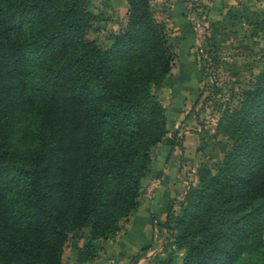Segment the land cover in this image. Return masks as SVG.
I'll list each match as a JSON object with an SVG mask.
<instances>
[{"label": "trees", "instance_id": "trees-1", "mask_svg": "<svg viewBox=\"0 0 264 264\" xmlns=\"http://www.w3.org/2000/svg\"><path fill=\"white\" fill-rule=\"evenodd\" d=\"M124 2L100 46L88 37L87 0H0V264H61L66 242L73 264L90 260L138 206L165 134L153 90L175 53L150 0ZM220 40L205 36L207 56ZM215 132L228 150L168 202L159 226L170 250L147 264H235L264 252V61Z\"/></svg>", "mask_w": 264, "mask_h": 264}, {"label": "rangeland", "instance_id": "rangeland-1", "mask_svg": "<svg viewBox=\"0 0 264 264\" xmlns=\"http://www.w3.org/2000/svg\"><path fill=\"white\" fill-rule=\"evenodd\" d=\"M192 3L190 0V6ZM87 7L96 15L93 24L95 28L88 33V37L100 46H107V35L116 31L124 19V0H87ZM192 10L193 17L201 22L204 28L202 33H197L187 13L192 33L190 48L200 75L195 77L191 71L187 72L186 68V74H179L176 70L177 61L173 59L165 81L158 89L153 90L164 108L165 134L151 149V168L141 180L138 204L141 195L149 197L158 187L163 170L168 166L176 182L179 198L188 184H196L200 165H206L211 170L217 167L222 155L230 146V141L225 136L215 132L220 111L223 107L235 103L239 90L248 86L264 61V14L254 15L249 21L241 20L238 11L233 9L232 12L239 17L232 19L227 14L230 20L225 21L208 17L205 8ZM171 33L167 29L168 42L174 51L175 37ZM211 33L215 38L222 40L216 44L213 53L207 56L205 36ZM201 67L204 71H201ZM152 178H156L158 184L149 189ZM169 201H163L162 221ZM172 211L177 214L179 207L174 204ZM128 216L119 221L117 232L123 227ZM106 240L98 241L100 249L95 257L80 264H109L110 256L105 251ZM170 247V238L165 239V234L159 226L153 224L148 246L129 257L134 259V264H147L155 257L165 256ZM172 253L175 260L180 261L182 251L173 250ZM60 262L73 264L68 242L63 247ZM235 264H264V252L243 255Z\"/></svg>", "mask_w": 264, "mask_h": 264}, {"label": "crops", "instance_id": "crops-1", "mask_svg": "<svg viewBox=\"0 0 264 264\" xmlns=\"http://www.w3.org/2000/svg\"><path fill=\"white\" fill-rule=\"evenodd\" d=\"M197 3L191 9L205 8L207 16L212 19H225L229 21L227 12L236 9L241 20H250L254 15L264 14V0H192ZM190 0H150L151 9L156 20L164 23L166 28L175 37L176 70L184 75L188 71L198 77L199 71L195 67L194 54L190 48L192 33L188 24L187 13ZM200 4V6H199ZM187 72H186V69ZM160 184L149 197H143L134 212H132L123 227L112 239L105 241V251L110 256L109 264H134L130 255H136L150 243V230L153 224L160 225L163 221V201L179 198L175 187L171 168L163 170ZM145 195V194H144ZM160 228V226H159ZM104 242V241H103ZM131 258V259H130ZM133 259V260H132Z\"/></svg>", "mask_w": 264, "mask_h": 264}, {"label": "built area", "instance_id": "built-area-1", "mask_svg": "<svg viewBox=\"0 0 264 264\" xmlns=\"http://www.w3.org/2000/svg\"><path fill=\"white\" fill-rule=\"evenodd\" d=\"M193 10L191 9V6H189L188 15L190 17V20L192 21L193 28L196 30L197 33H202L204 28H202L201 22H199L197 19L193 17ZM158 184V180L156 178H152L149 183V189L154 188Z\"/></svg>", "mask_w": 264, "mask_h": 264}]
</instances>
